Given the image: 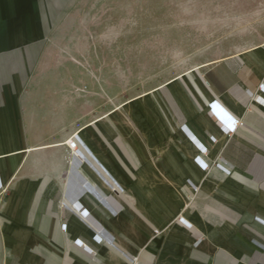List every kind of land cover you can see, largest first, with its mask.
<instances>
[{"label":"crops","instance_id":"crops-1","mask_svg":"<svg viewBox=\"0 0 264 264\" xmlns=\"http://www.w3.org/2000/svg\"><path fill=\"white\" fill-rule=\"evenodd\" d=\"M73 1L0 0V264H264V39L83 124L77 155L28 104Z\"/></svg>","mask_w":264,"mask_h":264},{"label":"rangeland","instance_id":"rangeland-1","mask_svg":"<svg viewBox=\"0 0 264 264\" xmlns=\"http://www.w3.org/2000/svg\"><path fill=\"white\" fill-rule=\"evenodd\" d=\"M263 39L264 0H74L28 104L45 103L47 131L65 121L69 137L95 118L123 126L136 97Z\"/></svg>","mask_w":264,"mask_h":264},{"label":"built area","instance_id":"built-area-1","mask_svg":"<svg viewBox=\"0 0 264 264\" xmlns=\"http://www.w3.org/2000/svg\"><path fill=\"white\" fill-rule=\"evenodd\" d=\"M210 109L212 113L214 114L215 118L221 122L223 129H225L228 133L235 132L238 127L240 126V120L235 119L234 117L230 116L228 113H225L218 105L215 103H212L210 105ZM69 145L67 144L66 147L73 151L75 154H79V149L77 148L79 141L77 139V135L72 136L69 140ZM205 151L201 153V155H204ZM199 159V158H198ZM203 169H206L208 164H206L203 161H198ZM193 197L191 198V200Z\"/></svg>","mask_w":264,"mask_h":264},{"label":"bare ground","instance_id":"bare-ground-1","mask_svg":"<svg viewBox=\"0 0 264 264\" xmlns=\"http://www.w3.org/2000/svg\"><path fill=\"white\" fill-rule=\"evenodd\" d=\"M69 145V144H68Z\"/></svg>","mask_w":264,"mask_h":264}]
</instances>
